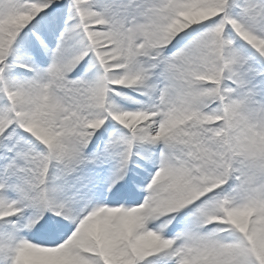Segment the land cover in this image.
<instances>
[{"label":"snow or ice","instance_id":"1","mask_svg":"<svg viewBox=\"0 0 264 264\" xmlns=\"http://www.w3.org/2000/svg\"><path fill=\"white\" fill-rule=\"evenodd\" d=\"M0 264H264V0H0Z\"/></svg>","mask_w":264,"mask_h":264}]
</instances>
